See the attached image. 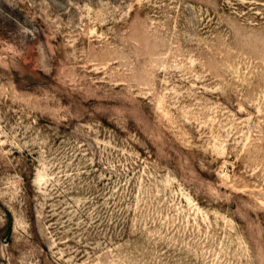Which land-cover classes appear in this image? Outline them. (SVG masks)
<instances>
[{
  "label": "rangeland",
  "instance_id": "obj_1",
  "mask_svg": "<svg viewBox=\"0 0 264 264\" xmlns=\"http://www.w3.org/2000/svg\"><path fill=\"white\" fill-rule=\"evenodd\" d=\"M0 264H264V0H0Z\"/></svg>",
  "mask_w": 264,
  "mask_h": 264
}]
</instances>
